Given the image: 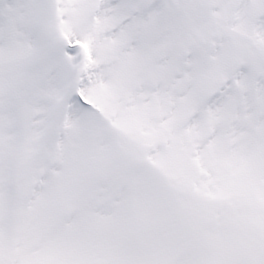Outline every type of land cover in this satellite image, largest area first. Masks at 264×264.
Here are the masks:
<instances>
[{"label": "snow or ice", "instance_id": "snow-or-ice-1", "mask_svg": "<svg viewBox=\"0 0 264 264\" xmlns=\"http://www.w3.org/2000/svg\"><path fill=\"white\" fill-rule=\"evenodd\" d=\"M0 264H264V0H0Z\"/></svg>", "mask_w": 264, "mask_h": 264}]
</instances>
